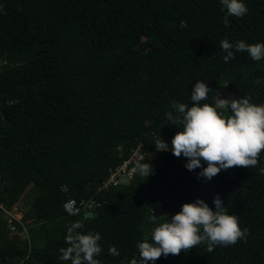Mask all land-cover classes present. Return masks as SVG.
Returning <instances> with one entry per match:
<instances>
[{"label": "trees", "instance_id": "trees-1", "mask_svg": "<svg viewBox=\"0 0 264 264\" xmlns=\"http://www.w3.org/2000/svg\"><path fill=\"white\" fill-rule=\"evenodd\" d=\"M243 2L247 14L225 27L220 0H0V264H71L60 249L74 222L101 235V264H129L156 226L152 213L170 222L197 199L215 210L216 195L249 230L246 242L212 252L201 243L155 264H264V152L256 167L221 170L211 186L198 178L206 163L188 171L172 154L183 126L166 116L177 115L173 102L192 106L197 81L212 90L202 104L215 106L219 94L264 104V59L237 52L224 63L220 48L225 38L264 43V0ZM140 145L152 174L100 190ZM31 190L24 213L18 204ZM68 199L100 203L98 217H67ZM1 207L34 223L37 243L10 239Z\"/></svg>", "mask_w": 264, "mask_h": 264}, {"label": "clouds", "instance_id": "clouds-1", "mask_svg": "<svg viewBox=\"0 0 264 264\" xmlns=\"http://www.w3.org/2000/svg\"><path fill=\"white\" fill-rule=\"evenodd\" d=\"M221 11L225 12L223 24L230 26L228 17L242 18L248 8L243 0H220ZM224 63L235 59L237 52H247L252 60L264 59V43L247 44L243 40L230 42L227 38L220 42ZM212 91L205 82L197 81L191 92L192 106L173 102L172 112L166 113L172 125H182L171 142L172 154L187 159L188 171L202 168V161L207 164L198 178L211 180L221 170L234 167L250 168L258 165L259 157L264 152V104L251 103V96L245 98H215V106L201 103L208 99ZM230 109L231 114L225 111ZM159 151H167L168 145L159 139L155 145ZM134 171L148 178L152 174L150 163L137 165ZM264 174V168L259 169ZM215 210L203 200L182 205L181 211L161 221L154 213L148 220L156 225L151 232L145 233L143 242L137 245L139 259L133 258L129 264H155L162 256L179 255L189 252L201 243L207 244V251L212 252L217 246L235 245L238 241L246 242L249 230L241 229L239 217L228 214L224 201L219 195L214 197ZM96 213V212H95ZM83 227L82 222H74L67 228V248H61L60 259L71 264H101L98 257L102 248L99 244L101 235L89 231L87 234L77 232ZM150 236L151 242L148 237ZM20 240V238H19ZM109 254L119 256L115 246L109 248Z\"/></svg>", "mask_w": 264, "mask_h": 264}, {"label": "built area", "instance_id": "built-area-1", "mask_svg": "<svg viewBox=\"0 0 264 264\" xmlns=\"http://www.w3.org/2000/svg\"><path fill=\"white\" fill-rule=\"evenodd\" d=\"M220 98H224L223 94H219ZM142 146H138L131 150L130 156L127 160H124L119 165L114 168L109 169L108 175L105 180L101 183L100 190H109L116 188L120 185H126L133 180L135 174L137 173L134 169L137 165L142 164L145 158V153L142 152ZM61 192L64 194L68 193L66 186L61 187ZM100 207V203L92 199L76 201L74 199H68L63 203V211L67 217H77L86 212L95 213ZM2 208V207H1ZM2 214L5 218L6 229L9 235L21 238V240L26 241L28 247L30 248V238L27 229V224L23 221L22 214L17 210H4L2 208Z\"/></svg>", "mask_w": 264, "mask_h": 264}, {"label": "rangeland", "instance_id": "rangeland-1", "mask_svg": "<svg viewBox=\"0 0 264 264\" xmlns=\"http://www.w3.org/2000/svg\"><path fill=\"white\" fill-rule=\"evenodd\" d=\"M209 185L213 186V182L212 181H209L207 180ZM31 189V188H30ZM37 191L35 190H31L29 193H28V196L23 198V200L18 204V207L25 213V212H28L29 209H30V206L33 202V200L35 199V197L37 196ZM28 222V221H27ZM27 229H28V232H29V238H30V241L32 240L33 244L37 243L36 241L39 240L40 238V233H36V229H37V226H35L34 223H31L27 226ZM8 237L11 239V238H16V236H12V235H9L8 234ZM19 238V237H17ZM19 241H23V242H26L24 240H20Z\"/></svg>", "mask_w": 264, "mask_h": 264}, {"label": "water", "instance_id": "water-1", "mask_svg": "<svg viewBox=\"0 0 264 264\" xmlns=\"http://www.w3.org/2000/svg\"><path fill=\"white\" fill-rule=\"evenodd\" d=\"M97 217H98L97 213H90V212H86L78 216L80 221H84L86 219H95Z\"/></svg>", "mask_w": 264, "mask_h": 264}]
</instances>
